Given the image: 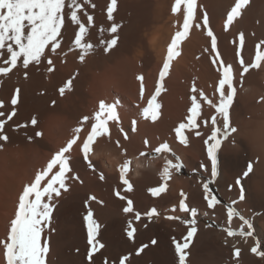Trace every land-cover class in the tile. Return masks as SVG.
I'll list each match as a JSON object with an SVG mask.
<instances>
[{"label":"bare ground","instance_id":"1","mask_svg":"<svg viewBox=\"0 0 264 264\" xmlns=\"http://www.w3.org/2000/svg\"><path fill=\"white\" fill-rule=\"evenodd\" d=\"M235 2L195 0L188 33L173 48L175 55L169 60L172 40L183 31L186 0H181L176 11V0H76L83 33L71 21L67 8L71 0H65L56 53L46 48L47 59L27 69L21 57L16 68L0 76V135L7 137L0 139V241L7 238L23 189L75 139L65 153L70 168L65 173L67 190L61 189L52 201L41 198L55 204L50 228L42 234V243L47 242L50 249L47 264H105V260L120 264L123 257H127L125 264H179L173 240L183 243L193 226L197 231L185 250V264H264L259 254L264 253V59H258L264 57V0H249L229 24L227 15ZM208 31L217 41L214 50ZM75 34L81 36L80 45L75 44ZM112 39L117 42L109 48ZM7 55L5 50V59ZM165 61L169 67L161 79ZM0 67L9 65L0 61ZM225 67L232 69V88L225 85V96L233 93L229 121L236 131H229L225 139L218 135L221 144L212 177L207 148L214 142L209 139L212 131L222 130L223 117L217 108ZM69 81L71 90L65 87ZM154 95L153 103L159 108L153 119L151 111L145 114L144 109ZM13 96H17L16 105L11 103ZM193 97L199 104L195 116ZM101 101L114 106L116 119L107 120ZM98 112L107 120L109 133L91 146L88 159L93 167L89 168L82 148ZM180 124L186 127L177 132ZM164 143L169 150L153 154ZM125 161L131 191L120 181ZM178 163L182 167H175ZM59 167L54 165L43 176L39 190ZM165 167L167 176L163 175ZM204 183H210L211 194L220 201L213 208L204 199ZM160 187L164 191L155 196L149 191ZM127 200L133 202L132 213L123 211ZM182 200L186 208L196 209L195 216L180 210ZM231 206L236 216L229 222ZM153 208L156 214L149 218L146 214ZM88 209L100 225L97 240L104 245L91 261L83 220ZM129 221L135 229L131 240L126 235ZM228 229L251 231V235L228 236ZM0 264H6L2 244Z\"/></svg>","mask_w":264,"mask_h":264},{"label":"snow or ice","instance_id":"2","mask_svg":"<svg viewBox=\"0 0 264 264\" xmlns=\"http://www.w3.org/2000/svg\"><path fill=\"white\" fill-rule=\"evenodd\" d=\"M248 2L249 0H236L235 6L231 8V11L227 15V23L230 24L235 17L239 16L242 8L246 6ZM180 3L181 0H176V8H174L173 11H176L177 8H179ZM65 7V0H0V61H2L5 65H9V67H0V76L7 75L10 71H12V69L16 68L21 57H23L22 67L27 69L30 64H40L44 59H47V54L45 52L46 48L50 47L51 52L56 53L57 48L60 45V40L58 37L61 34V25L63 23V18L66 15L64 11ZM67 8L71 12V21L76 22L79 26V32L83 33L85 29L83 25L79 24L77 13L75 11V9L79 8L76 0H71V3L67 5ZM194 11L195 0H186V7L184 9L183 16V31H178L176 33L175 39L172 40V47L168 49L169 60L173 55H175L173 48H175L179 40L188 33L190 23L194 17ZM109 12L111 13V9H109ZM207 24L208 20L207 17H205V27H207ZM197 27H199V25H197ZM111 31L115 33L117 29L113 27ZM207 35L212 37L211 47L214 50L217 44L216 38L213 36L212 31H208ZM74 41L76 45H80L81 36L79 34H75ZM241 41H243V35H241ZM116 42V39H112L108 44V47L110 48L111 46H114ZM85 47L87 48L89 46L86 45ZM5 50L8 54L6 59L4 58ZM80 59L83 60L84 56L81 55ZM258 59H264V57H258ZM48 63L51 64V60H48ZM217 63H219V61H217ZM168 67L169 64L167 61H165L163 64V70L160 72L161 79H163ZM247 71L248 68L245 67L244 72ZM231 72L232 69L230 67H225L223 76L219 79L218 91L220 92V103L217 111L223 117L222 130L216 129L212 131L209 139L214 142L210 143L207 148V156L210 158L211 162L210 175L212 177L216 175V153L221 144V140L217 138L218 135H222L225 139L228 137L229 131H236V129L230 127L229 121V108L233 101V93H229L227 96H225V85H227L229 89L232 88ZM25 75L27 76V73H25ZM65 87L71 90V81H69ZM60 92L63 94L64 88H61ZM159 92L160 88L157 87V95ZM18 94L19 90H17V95ZM155 100L156 96L154 95L152 99L148 101V107L144 109L145 114H148L149 111H151L153 119L155 118V110L159 108L158 104L154 105L153 102ZM11 103L12 105L17 104V96H13ZM2 106L3 102L0 101V107ZM100 109L101 112L108 113L107 120L116 119L113 105L106 106L104 102L101 101ZM198 109L199 104H197L195 97H193L191 108L193 116H195ZM0 115H3V113L0 112ZM12 115H15L14 111L11 113V115H9L8 118L11 119ZM83 119L87 121L88 117H84ZM95 119L97 122L91 125V131L87 135L86 140L83 142L82 148L84 159L87 162L89 168L93 167L90 160L88 159L91 146L95 143L98 137H104L109 133L107 120L101 119L100 112L96 114ZM32 123L35 124L36 120L33 119ZM212 123L215 124L216 120L213 119ZM133 124H135V122H133ZM185 127V124H180L177 132ZM2 129L3 122H0V132H2ZM132 130L135 131V127H133ZM76 131L79 132V129ZM37 135H40V133H37ZM125 138H127L126 134ZM0 139L6 140L7 137L0 135ZM75 143V139L70 140L66 147L58 151L48 164L47 169H45L43 173L38 174L35 178V182L29 186H26L23 189L22 194L19 196L18 208L15 213V218L11 220V226L8 231L7 238L4 241H0V244H2L4 248L6 264H47L46 258L50 249L47 242L42 243V234L44 233L45 228H50L51 213L55 208V204L50 202H42L41 198L42 196H47L48 201H52L54 197H59L61 195V189L65 191L67 190V186L65 184V173L70 172V168L68 167V157L65 156V153H68ZM205 143L208 144L209 142L205 141ZM168 150V144L164 143L155 149V153H161ZM141 155H144V153H141ZM177 160H179L178 157ZM56 164L60 165L59 171L54 176H52L51 180L47 183L46 187H44L42 191L39 190L38 185L40 184L43 176L47 175V173L51 171L53 166ZM169 164H171L170 161ZM175 167L179 168L182 167V165L178 163L175 165ZM201 167L203 168L205 166L201 164ZM127 170L128 161H125L120 172V181L124 186L127 187V191H131L132 185L130 184L129 180L125 178ZM248 171H252L251 164L248 166ZM163 175H168L167 167H165ZM100 178L104 179L103 174H101ZM240 183V181H237L236 184ZM55 185H58V187H55ZM203 190L204 199L207 201L208 208H213L220 203L218 198L211 194L210 183H204ZM149 191L153 196H155L158 191L163 192L164 188H153ZM241 193H243V189H241ZM116 195L119 198L124 199V197L120 196L119 191L116 192ZM33 196L34 199H30V197ZM242 198L243 196L241 195V199ZM90 199H95V197H91ZM132 204L133 202L131 200H127V206L123 208V211L125 213H132ZM180 210L191 211L193 216L196 215V209L186 208L183 200L180 202ZM155 214L156 209L153 208L146 215L151 218ZM234 216H236L235 211H233L232 208H229L227 212L229 222H231ZM135 219L137 221L141 219V214L139 212L135 213ZM168 219H178V217L170 216ZM239 219L242 221L240 217ZM83 220L87 233V243L90 246L88 259L91 261L94 253L102 249L104 245L100 243L99 240H97L100 225L94 218V213L91 209L86 211V214L83 216ZM194 221L195 220L191 221L193 225L195 224ZM248 228L251 229L250 226H248ZM196 231L197 229L194 226L191 227L184 237L183 243L177 242L175 239L173 240L175 251L179 257V264H185V250L189 247V243ZM134 232L135 229L132 226V221H129L126 235L130 240L134 239ZM237 234L247 237L251 235V231L245 232L241 230L236 232L232 229H228L227 231L228 236H236ZM152 243L154 244L155 241H152ZM252 252L257 253L258 249L253 247ZM259 254L264 256V253ZM126 259L127 257L121 258L120 264H125ZM105 264H107V260H105Z\"/></svg>","mask_w":264,"mask_h":264},{"label":"rangeland","instance_id":"3","mask_svg":"<svg viewBox=\"0 0 264 264\" xmlns=\"http://www.w3.org/2000/svg\"><path fill=\"white\" fill-rule=\"evenodd\" d=\"M153 154H157V153H153ZM182 172H184L185 174H190V173H188L187 171H185V170H182ZM210 182H211V186H212V189H216V187H214L215 186V184H214V182H213V180L211 181V180H209ZM231 208H233L232 206H231ZM207 224H209V225H211L209 222L207 223Z\"/></svg>","mask_w":264,"mask_h":264}]
</instances>
